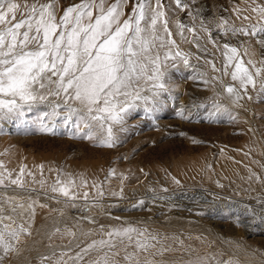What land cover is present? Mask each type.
Here are the masks:
<instances>
[{"label": "rangeland", "instance_id": "1", "mask_svg": "<svg viewBox=\"0 0 264 264\" xmlns=\"http://www.w3.org/2000/svg\"><path fill=\"white\" fill-rule=\"evenodd\" d=\"M80 2L57 0V19ZM115 2L106 0L104 7ZM136 3H122L121 20ZM161 5L157 9L151 0L141 26H148L152 9L164 13L156 25L162 39L153 53H159L168 91L155 106L137 101L121 123L112 124L113 147L100 145L106 131L95 126L93 140L85 138L87 129L78 133L71 124L42 132V124L51 126L43 116L46 104L0 121V216L5 218L0 226L27 229L11 241L18 252L0 249V264H93L105 255L110 264H130L125 256L132 254L141 264H264V71L256 75L257 68L264 70L259 43L264 36L244 34L264 24L252 11L264 0H181L179 6L161 0ZM225 44L238 50L231 65L233 54ZM169 51L182 55L165 60ZM236 59L256 79L255 88L245 90L232 79ZM153 83L141 81V95L151 96ZM229 86L239 98L226 91ZM18 177L23 187L11 182ZM57 179L74 181V198L52 191ZM127 227L137 229L131 240L114 235V247L97 245L82 253L93 241L109 240L108 233ZM151 236L155 247L138 252L137 241ZM163 249L168 250L160 255ZM78 253L82 260L69 259Z\"/></svg>", "mask_w": 264, "mask_h": 264}, {"label": "snow or ice", "instance_id": "2", "mask_svg": "<svg viewBox=\"0 0 264 264\" xmlns=\"http://www.w3.org/2000/svg\"><path fill=\"white\" fill-rule=\"evenodd\" d=\"M105 2L81 0L79 4L64 9L63 15L57 19V0H48L47 3L34 0L32 4H28L27 0L23 4L17 0H0V121L18 119L25 115L26 110L31 111L34 106L46 104L49 110L43 116L49 119L51 126L42 124V132L54 133L55 128L71 124L78 133L81 129H87L83 133L85 138L93 140L95 134L92 129L95 126L106 131L100 145L113 147L112 124L121 123L123 114L138 106L137 101L145 105L149 102L153 106L157 104L161 94L168 91L162 82L164 73L160 71L159 53H153V49L157 48L156 41L162 39L156 35V25L164 13L152 9L148 26L142 27V21L148 20L146 12L151 7V0H137L132 14L123 20L121 17L125 14L121 5L126 0H116L107 8L104 7ZM176 3L179 6L181 0H176ZM156 6L157 9L162 7L161 0H156ZM252 11L258 12L261 20H264V6ZM18 12L21 14L19 19ZM164 25L165 32L171 36L167 21H164ZM244 34L264 36V24L259 27L254 25L250 32ZM169 43L176 45L175 40ZM259 43L264 45V39ZM164 46L163 43L159 45ZM224 47L233 54L228 57L231 65L238 56V50L227 44ZM181 55L179 51L175 55L169 51L165 54V60ZM183 63L187 66L188 59L184 58ZM262 71L257 68L256 75H261ZM231 77L234 81L239 80L245 90L247 85L256 87V79L242 60L236 59ZM141 81H154L149 89L151 96L141 95ZM260 87L264 90V82ZM226 91L235 93L239 98L232 86L227 87ZM49 97L56 99L49 100ZM146 111H152V108L146 107ZM106 123L108 126L105 129ZM11 182L23 187L19 177ZM73 184L71 179H57L52 191L74 198L71 193ZM3 219L0 216V222ZM134 232L137 229L133 227L110 232L109 240L93 241L82 249V253L87 254L97 245L114 247L111 237L115 235L131 240ZM22 233H27L22 225L18 228H11L8 224L0 226V249L5 254L18 252L11 241L19 240ZM151 240H156V237L137 241L138 252H148L154 248L155 245L149 242ZM167 250L163 249L159 254L163 255ZM69 259L79 261L83 256L78 253ZM125 259L130 264H141L136 254L126 255ZM93 264H110V260L105 255L93 261ZM143 264L151 262L144 261ZM219 264H231V261Z\"/></svg>", "mask_w": 264, "mask_h": 264}]
</instances>
